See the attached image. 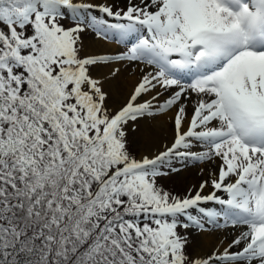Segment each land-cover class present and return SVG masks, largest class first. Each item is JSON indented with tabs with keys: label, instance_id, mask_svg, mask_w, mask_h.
<instances>
[{
	"label": "snow or ice",
	"instance_id": "1",
	"mask_svg": "<svg viewBox=\"0 0 264 264\" xmlns=\"http://www.w3.org/2000/svg\"><path fill=\"white\" fill-rule=\"evenodd\" d=\"M0 264H264V0H0Z\"/></svg>",
	"mask_w": 264,
	"mask_h": 264
},
{
	"label": "rangeland",
	"instance_id": "2",
	"mask_svg": "<svg viewBox=\"0 0 264 264\" xmlns=\"http://www.w3.org/2000/svg\"><path fill=\"white\" fill-rule=\"evenodd\" d=\"M135 149L139 151L140 145H137ZM195 180H193V175L191 176L188 174L185 175V177L182 179H178L177 177L173 176L171 179H165L164 181L169 182L173 186L174 190H176L177 192H181L188 183L193 182Z\"/></svg>",
	"mask_w": 264,
	"mask_h": 264
},
{
	"label": "bare ground",
	"instance_id": "3",
	"mask_svg": "<svg viewBox=\"0 0 264 264\" xmlns=\"http://www.w3.org/2000/svg\"><path fill=\"white\" fill-rule=\"evenodd\" d=\"M159 124L160 122H157V128L159 130ZM143 145H140V150L142 149ZM197 169L193 168L191 171L187 172L186 175H193V180L197 179ZM205 241L206 243H210V238L209 237H205Z\"/></svg>",
	"mask_w": 264,
	"mask_h": 264
},
{
	"label": "trees",
	"instance_id": "4",
	"mask_svg": "<svg viewBox=\"0 0 264 264\" xmlns=\"http://www.w3.org/2000/svg\"><path fill=\"white\" fill-rule=\"evenodd\" d=\"M135 151H137L135 148H134ZM161 183L164 185V187L166 188H173V186L169 183V182H165L164 180L161 181ZM174 189V188H173ZM176 191V190H175Z\"/></svg>",
	"mask_w": 264,
	"mask_h": 264
}]
</instances>
